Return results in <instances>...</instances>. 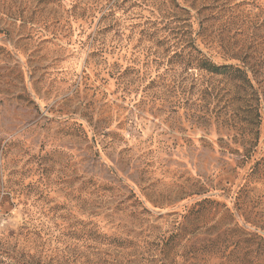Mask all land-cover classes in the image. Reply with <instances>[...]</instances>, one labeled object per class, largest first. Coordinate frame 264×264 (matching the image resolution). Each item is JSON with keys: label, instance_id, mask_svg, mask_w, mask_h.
<instances>
[{"label": "rangeland", "instance_id": "374dc122", "mask_svg": "<svg viewBox=\"0 0 264 264\" xmlns=\"http://www.w3.org/2000/svg\"><path fill=\"white\" fill-rule=\"evenodd\" d=\"M179 28L249 84L179 65ZM172 231L162 264H264V0H0V243L156 264L103 238Z\"/></svg>", "mask_w": 264, "mask_h": 264}, {"label": "trees", "instance_id": "16d2710c", "mask_svg": "<svg viewBox=\"0 0 264 264\" xmlns=\"http://www.w3.org/2000/svg\"><path fill=\"white\" fill-rule=\"evenodd\" d=\"M184 28V27H182ZM182 28L173 29L174 37V49L171 51V57L178 62V64H183L185 61L187 66H191V70L194 72H204L207 73L209 76H222L227 78L228 80L236 81L239 85L245 86V84H249L248 73L247 70L242 65L232 64V63H221L217 64L212 61V56L208 55L204 51H202L197 46V39H195L194 35L191 34L187 29L183 30ZM175 31V32H174ZM94 189L98 187L97 183H92L90 180L88 182ZM97 190L108 191L107 188L102 187L99 185ZM203 202L199 204L202 207ZM177 232L172 231L169 235H160L157 236L156 241H148L146 239H142L141 241H134L130 238H122L119 235H111L108 237H104V247H106L109 251L110 250H117L119 252H133V256H137V251H144L149 254L150 252L154 253L155 251L159 255V259H149L155 260L156 264H162L164 257H167L168 254L174 247L180 245L179 238L176 237ZM92 240L97 241L100 237L97 234L92 235ZM3 239V242L0 243V264H30L26 261L28 257L22 252H17V246L14 245V249L11 250L7 248V237ZM178 242V243H177ZM205 255L209 256L210 254H214L215 251L210 250L208 251L207 248H204ZM202 250V252H204ZM16 252L18 254H16ZM219 253V252H218ZM203 254V255H204ZM144 255V254H142ZM142 255H139L142 256Z\"/></svg>", "mask_w": 264, "mask_h": 264}]
</instances>
